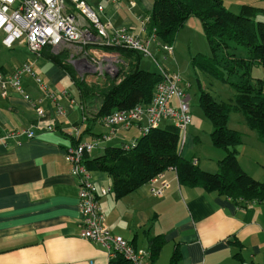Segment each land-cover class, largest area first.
Masks as SVG:
<instances>
[{
  "label": "crops",
  "instance_id": "1",
  "mask_svg": "<svg viewBox=\"0 0 264 264\" xmlns=\"http://www.w3.org/2000/svg\"><path fill=\"white\" fill-rule=\"evenodd\" d=\"M86 2L104 6L101 19L112 29L149 39L151 56L141 54L139 68L159 74L160 65L165 72L178 76L179 85L189 97L192 121L182 142L178 135L176 152L202 170L218 172V163L226 151L212 143L213 125L199 100L198 105H191V90L199 99L201 88L213 97L211 89L220 88L226 97L214 98L221 102H233L235 91L222 78L201 73L195 66L194 57L209 48L201 19L188 16L173 41L167 43L151 36L149 29L143 30L142 21L149 15L153 0ZM222 4L235 13L253 8L254 13L245 11L246 14L264 21V0H222ZM73 14L83 21L78 12ZM2 38L0 34V47L8 49L12 63L0 61V73L7 77L16 67L28 63L42 84L29 74L22 75L28 99L10 86L5 93L0 88V264H111L119 256H110L99 242L81 235L79 183L65 159V150L78 142H97L95 148L84 153L82 161L96 187L104 223L112 234L148 252L149 264H171L174 259L177 264H264V198L240 194L236 199L217 190L181 183L172 166L151 177L159 176L155 185L162 186V195L153 194L150 178L131 192L117 196L108 171L88 168L85 161L95 160L109 146L118 148L123 142L140 138L138 128L134 125L112 131L103 124L105 115H99L98 110L86 112L79 74L94 72L72 66L74 54L67 49L76 45L56 50L47 47L36 55L25 43L15 42L8 47ZM151 42L159 57L151 52ZM164 45L172 49L166 51ZM84 48L88 53L89 48L97 47ZM177 49L181 54L187 52V58L181 57ZM106 50L127 66L118 69L112 78L118 76L115 80L119 81L121 73L136 59L130 53ZM177 55L185 66L180 65ZM142 57H150L156 67L150 59L142 61ZM255 70L258 71L256 67ZM260 72L264 79V69ZM35 105L44 110L43 116L37 115ZM58 108L64 113L58 114ZM227 126L244 134L243 141L235 147L240 167L264 183V141L248 126L241 111L229 113ZM74 127L80 129L77 139L68 133ZM28 129L33 131L31 138L26 135ZM102 189L108 192L101 194ZM153 239L158 250L151 255Z\"/></svg>",
  "mask_w": 264,
  "mask_h": 264
},
{
  "label": "trees",
  "instance_id": "2",
  "mask_svg": "<svg viewBox=\"0 0 264 264\" xmlns=\"http://www.w3.org/2000/svg\"><path fill=\"white\" fill-rule=\"evenodd\" d=\"M245 11L255 12L249 7L232 12L222 4V0H153L146 28L150 34L154 28L153 35L163 42L173 41L174 34L188 16H197L202 21L212 53L197 54L194 57L195 66L201 73L222 78L235 91L233 102L217 101L203 88L198 99L200 107L213 125L210 133L212 143L224 148L226 154L218 163V172L200 169L197 164L176 152L179 131L169 121L163 120L157 128L140 136L133 148L123 150L109 146L95 160L85 161L88 168L97 167L108 171L113 177V188L117 196L131 192L152 176L172 166L181 183L217 190L236 199L240 194L264 198V183L247 174L238 163L235 147L241 142V133L227 126L229 113L241 111L248 126L257 131L259 138L264 141V81L250 75L251 64L264 65V21L254 20ZM237 46L247 48L248 55L235 56L233 52V56L229 52L222 56L217 54L220 48L227 50ZM105 48L130 53L136 62L131 63L125 73H121L119 81L115 80L117 76L115 79L109 78L103 86L94 87H88L82 82L80 96L88 95L86 92L97 94L98 91L99 115L148 103L160 75L139 68L137 60L141 54L133 49L121 46ZM53 59L61 62L55 55ZM233 74L237 78L231 81L227 76ZM151 244V255H154L158 246L154 244V239ZM111 264L131 263L119 255ZM171 264H177L176 260H172Z\"/></svg>",
  "mask_w": 264,
  "mask_h": 264
},
{
  "label": "built area",
  "instance_id": "3",
  "mask_svg": "<svg viewBox=\"0 0 264 264\" xmlns=\"http://www.w3.org/2000/svg\"><path fill=\"white\" fill-rule=\"evenodd\" d=\"M78 12L83 21L73 14ZM104 6H92L86 0H0V34L2 42L11 46L15 42L25 43L29 51L38 55L44 47L62 49L76 45L79 49L89 48L84 52L89 60H85L86 69L99 74H113L118 62L114 53L105 47L121 46L133 49L143 56H151L148 49L149 39L140 36H130L123 31L112 29L111 24L103 21ZM85 19V20H84ZM146 19H143L146 30ZM155 29H152L154 34ZM152 36V35H151ZM163 49L170 51V45ZM86 51V50H84ZM160 78L156 82L151 100L127 109L114 110L103 116V124L110 130L118 127L130 128L136 126L139 136L148 134L157 128L163 120L169 121L179 131V141H183V134L192 121L189 97L178 83V76L165 72L160 65ZM29 74L37 83L42 84L39 76L35 75L28 63L16 67L7 77L0 73V88L5 93L8 86L25 99L29 95L22 85V75ZM37 115L43 116L44 110L35 105ZM58 114H63L60 108ZM68 133L74 138L80 135L79 128H71ZM27 137L33 136V131L26 130ZM138 139L120 144V148L128 150L137 144ZM97 146V142H82L69 146L65 150V159L71 165V173L77 177L79 183L78 208L81 214V235L92 241L99 242L110 256L121 255L131 264H149V254L136 249L129 241L111 233L104 223L105 216L98 202V193L90 177L88 169L82 159L84 153L90 152ZM158 177L151 178V191L155 195H162V186H156ZM108 190L102 189L101 194ZM89 264H94L90 261Z\"/></svg>",
  "mask_w": 264,
  "mask_h": 264
},
{
  "label": "rangeland",
  "instance_id": "4",
  "mask_svg": "<svg viewBox=\"0 0 264 264\" xmlns=\"http://www.w3.org/2000/svg\"><path fill=\"white\" fill-rule=\"evenodd\" d=\"M154 44L151 42V46H153ZM155 46V45H154ZM154 46L151 48V52L155 55V56H158L159 57V55H158V53L154 50ZM202 46V45H201ZM200 46V43H198V48H200L201 47ZM231 46V45H230ZM17 49H20V50H23L24 49V47H18ZM241 49H244V51L242 52V50ZM67 50H69L70 51V53H73L74 55H73V57L71 58V59H73L72 61H70V63L72 64V66L74 67V66H78V67H80V68H82V67H85V60H89L88 59V57L85 55V53H84V49L82 48V49H79V48H75V47H71V48H69V49H67ZM220 51H217V54L219 55V56H222V55H226V53L227 52H229L230 53V55H232L233 56V53H234V55L235 56H243L244 57V54H246V55H248V51H247V48H245V47H243V46H237V47H235V48H228L227 50H224L223 48H220L219 49ZM180 52V56L181 57H183V58H187L186 57V55H187V52H185L184 54L182 53L181 54V50H179V49H177V52ZM193 51V48H190V52H192ZM222 51V52H221ZM233 52V53H232ZM208 55H211V53H212V51H211V48H210V45H209V48H208V51L206 52ZM205 53V54H206ZM178 54V53H177ZM8 56H9V52H8V49L7 48H2V47H0V61H3L4 59L5 60H7V62H8V64H10V63H12V57H9L8 58ZM157 57V58H158ZM170 58V57H169ZM69 59H70V57H69ZM70 59V60H71ZM148 59H150V57L149 58H146V57H142V61H146V60H148ZM160 60H159V62H162L161 61V58H159ZM177 59H178V61H179V63H180V65H182V66H185V62L181 59V58H179L178 57V55H177ZM150 62H151V59L149 60ZM121 62V61H120ZM152 63V62H151ZM153 64V63H152ZM154 65V67H156V64H153ZM124 66H126L125 64L123 65L122 64V62L121 63H116L115 64V67H116V71L118 72L119 70L118 69H120L121 67L122 68H126V67H124ZM255 67L257 68V70L258 71H256L255 70ZM262 69H264V65H261V64H259V63H253V64H251V66H250V75H251V77H253L254 78V76H255V78L256 79H261L262 81H264V79H262V77H261V73L262 72H260V69L261 68ZM85 68H87V67H85ZM80 71H81V69H80ZM77 72L78 73H82V72H79V70L77 69ZM115 73H113V74H99V73H95L94 72V74H82V76H81V74H79V76L80 77H82V78H80L79 80L80 81H82L83 80V82L88 86V87H94L95 85H97V86H103L104 85V83H107V81L106 80H108L109 78H113V75H114ZM86 75H88V76H86ZM115 77V76H114ZM228 77V79H230L231 81L234 79V80H236V78H237V75H228L227 76ZM204 80H206V78H204ZM87 87V88H88ZM89 89V88H88ZM212 90V92H213V95H214V97L215 96H219V97H226L225 95H224V93L223 92H221V90H220V88H217V89H215V91H214V89L212 88L211 89ZM85 92V91H84ZM97 92V94H95V93H91V92H86V93H88V95L87 94H85V95H83L82 94V104H83V106H84V109L86 110V112H96V110L99 108V104H100V97H99V92L98 91H96ZM92 95V96H91ZM190 103H191V105L192 104H195V105H198V95H195L194 94V92H193V90H191V100H190ZM246 136V135H245ZM241 139H242V141H243V139H244V134H241ZM248 140V137L246 136V139H245V141H247Z\"/></svg>",
  "mask_w": 264,
  "mask_h": 264
},
{
  "label": "water",
  "instance_id": "5",
  "mask_svg": "<svg viewBox=\"0 0 264 264\" xmlns=\"http://www.w3.org/2000/svg\"><path fill=\"white\" fill-rule=\"evenodd\" d=\"M116 74H117V71L115 72V74L113 75V77L116 76Z\"/></svg>",
  "mask_w": 264,
  "mask_h": 264
}]
</instances>
